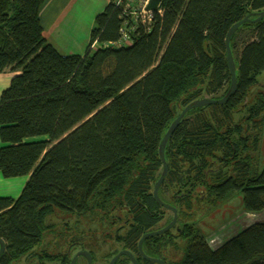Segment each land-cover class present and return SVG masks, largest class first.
Masks as SVG:
<instances>
[{
	"label": "trees",
	"instance_id": "trees-1",
	"mask_svg": "<svg viewBox=\"0 0 264 264\" xmlns=\"http://www.w3.org/2000/svg\"><path fill=\"white\" fill-rule=\"evenodd\" d=\"M43 2L0 0V73H16L0 93V175H29L16 199L0 198V264L34 255L54 211L110 220L121 248L104 256L106 264L122 250L152 264L137 243L163 218L152 196L162 171L159 143L186 105L225 95L227 31L245 17L254 20L264 0H161L149 30L139 25L127 46L105 47L118 41L123 24L110 0L95 16L82 55H63L45 40ZM241 32L246 37L239 40ZM229 46L234 94L222 105L188 111L165 146L168 170L158 197L177 216L188 215L191 199L223 203L238 193L244 212L264 211V167L250 171L264 116V88L256 89L264 71V17L238 27ZM176 227L175 236L144 240L142 251L165 260L176 237L184 243L178 264H264V223L214 250L193 224ZM122 262L129 261L122 256L115 264Z\"/></svg>",
	"mask_w": 264,
	"mask_h": 264
},
{
	"label": "rangeland",
	"instance_id": "rangeland-1",
	"mask_svg": "<svg viewBox=\"0 0 264 264\" xmlns=\"http://www.w3.org/2000/svg\"><path fill=\"white\" fill-rule=\"evenodd\" d=\"M95 10L99 14L103 9ZM238 37L239 40H242L246 37V33L241 32ZM85 38H89V35H83L80 45L73 47L75 51L72 52L78 50L81 54V51L85 50L87 45ZM53 47L61 53L62 50L59 47ZM95 47L96 45H92V49ZM240 47L241 43L238 45V48ZM257 81L258 85L256 89L264 88V71L257 77ZM255 91L253 89L252 92ZM237 119L238 117L236 116L235 120ZM259 135L258 150L253 154L254 160L250 162V171L252 174L259 173L264 167V116ZM22 177L26 176L10 179H14L11 181H17L15 179H22ZM23 185H20V188L17 187L18 191H21ZM202 192L203 190L201 188H197L195 190V196H200ZM163 197L165 199L169 198L167 193H164ZM190 206V208L185 209L188 213L186 217L178 213L177 219H180V221L178 224L176 221L174 227L169 232L175 236L176 226L181 224V222L193 224L206 238L207 245L212 250L218 248L248 226L264 223V211L261 213L244 212L241 195L239 193L234 194L229 200L223 203L217 201L208 202V200L201 202L191 199ZM161 213L163 218L155 229L163 227L172 217V213L164 208H161ZM44 223L48 228L44 231L40 244L33 249L34 255L22 257L10 264H59L58 261H48L46 258L48 256L54 257L67 254L68 258L71 259L80 250L90 253L95 258V264H105L104 256L111 251H118L121 248V245L112 236L115 226L109 225L110 220L100 215L76 217L75 215L54 211L45 218ZM173 241L174 244L168 245L163 251V257L169 263L178 264L183 256L184 243L176 237ZM39 255L44 256V258L46 256V258L40 260L38 259ZM76 264H85V261L80 258ZM122 264L128 263L122 262Z\"/></svg>",
	"mask_w": 264,
	"mask_h": 264
},
{
	"label": "crops",
	"instance_id": "crops-1",
	"mask_svg": "<svg viewBox=\"0 0 264 264\" xmlns=\"http://www.w3.org/2000/svg\"><path fill=\"white\" fill-rule=\"evenodd\" d=\"M109 1L44 0L40 7L39 20L45 40L51 45L59 47L63 55H82L83 50L81 54L78 50L72 52L75 51L73 47L80 45L83 35H89V31L93 26V19L98 13L95 9H104ZM86 41L88 43V38ZM15 74L9 71L0 73V93L8 87L11 78ZM28 177L29 175L22 177V179H15L17 181H11L14 179H4L0 175V198L16 199L25 186ZM20 185H23V187L21 191H18L17 187L20 188Z\"/></svg>",
	"mask_w": 264,
	"mask_h": 264
},
{
	"label": "water",
	"instance_id": "water-1",
	"mask_svg": "<svg viewBox=\"0 0 264 264\" xmlns=\"http://www.w3.org/2000/svg\"><path fill=\"white\" fill-rule=\"evenodd\" d=\"M160 2H161V0H150L148 5H147V10L155 11L156 8L159 6ZM253 15L256 16V18L254 20H249V17H245L243 20L232 25L230 27V29L227 31V34L225 36V39H224L225 59H226L227 67H228L229 74H230L229 88H228L227 92L225 93V95L220 99L200 98V99L194 100L191 103H189L188 105H186L183 109H181V111L177 115V117L170 123V125L168 126V129L164 133V135H163V137L159 143L158 157L162 163V171H161L159 178L157 179V181L153 185L152 196L158 205H160L162 208H164V209H166L172 213V217H171L170 222L166 226H164L161 229L145 233L139 239V241L137 243L138 251H139L141 257L147 262L156 263V264H164L162 259L148 257L142 251L141 246H142L143 241L148 239V238H152V237H156V236H160V235L165 234L166 232H168L170 229H172L174 227V225L177 221V210L174 207L162 202L158 197V190H159L161 184L163 183V180H164L166 173H167V170H168V165L165 162V158H164V151H165V146L167 144V141L170 138V136L172 135V133L175 131V129L179 126L183 117L185 116V114L188 111L195 109V108H201V107H205V106L213 105V104L222 105L234 94V92L236 90L237 81H236V75H235V63H234L233 56L231 54L229 43H230V39H231L232 35L235 33V31L238 29V27H240L243 23L248 22V21H251V22L259 21L260 19H262L264 17V10L257 12V13H254ZM3 251H4V242L0 239V255L3 253ZM78 256H83L86 259L87 264H91V256L86 251H80V252H77L76 254H74V256L71 258L69 264H75ZM121 256H125L126 258H128L132 264H138L136 262L134 256L126 250L119 251L109 261L108 264H114L117 261V259L120 258Z\"/></svg>",
	"mask_w": 264,
	"mask_h": 264
},
{
	"label": "built area",
	"instance_id": "built-area-1",
	"mask_svg": "<svg viewBox=\"0 0 264 264\" xmlns=\"http://www.w3.org/2000/svg\"><path fill=\"white\" fill-rule=\"evenodd\" d=\"M150 0H112L115 8L120 9L123 24L120 28V37L117 42L107 43L104 46H120L130 43V33H132L139 25L149 30L153 19L154 12L161 14L160 4L155 11L147 10ZM161 3V2H160ZM129 17V18H128ZM128 29V31H126Z\"/></svg>",
	"mask_w": 264,
	"mask_h": 264
},
{
	"label": "flooded vegetation",
	"instance_id": "flooded-vegetation-1",
	"mask_svg": "<svg viewBox=\"0 0 264 264\" xmlns=\"http://www.w3.org/2000/svg\"><path fill=\"white\" fill-rule=\"evenodd\" d=\"M157 230H158V229H157ZM170 230H171V229H170ZM170 230H169V231H170ZM175 230H176V229H175ZM169 231H168V232H169ZM170 234H171V233H170ZM171 235H172V234H171ZM80 251H84V250H80ZM80 251H77V252H80ZM77 252H76V253H77ZM86 252H87V251H86ZM76 253H75V254H76ZM89 254H90V253H89ZM139 254H140V253H139ZM90 256H91V254H90ZM140 256H141V255H140ZM147 256H148V255H147ZM121 257H122V256H121ZM124 257H125V256H124ZM148 257H150V256H148ZM80 258L83 259V260L85 261V264H87L86 259H85L83 256H78L77 259H76L75 264L78 262V259H80ZM134 258H135V257H134ZM153 258H155V257H153ZM162 258H164V257H162ZM111 259H112V258H111ZM111 259H110V260H111ZM118 259H119V258H118ZM118 259H117V260H118ZM127 259H128V258H127ZM142 259H143V258H142ZM160 259H161V258H160ZM162 260H163L164 264H166V262H168L166 259H165V260L162 259ZM55 261H58V260H55ZM128 261H129V262H127L128 264H132V263L130 262L129 259H128ZM108 263H109V262H108ZM108 263H107V264H108ZM149 263H151V262H149ZM91 264H95V261L93 260L92 257H91ZM105 264H106V263H105ZM114 264H115V263H114ZM152 264H156V263H152Z\"/></svg>",
	"mask_w": 264,
	"mask_h": 264
}]
</instances>
